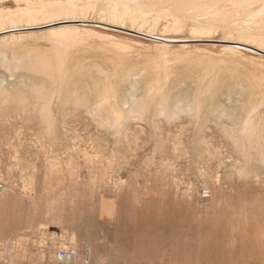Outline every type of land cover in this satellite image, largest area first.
I'll return each instance as SVG.
<instances>
[{"label":"rangeland","instance_id":"1","mask_svg":"<svg viewBox=\"0 0 264 264\" xmlns=\"http://www.w3.org/2000/svg\"><path fill=\"white\" fill-rule=\"evenodd\" d=\"M72 9L0 23V264H264V48Z\"/></svg>","mask_w":264,"mask_h":264},{"label":"bare ground","instance_id":"2","mask_svg":"<svg viewBox=\"0 0 264 264\" xmlns=\"http://www.w3.org/2000/svg\"><path fill=\"white\" fill-rule=\"evenodd\" d=\"M1 1H5V0H0V2ZM12 1L15 3L14 8L0 7V23L2 20L6 19V18L16 19V18H20V17H34V18L40 19V18H46V17H55V16L58 17V16H62L64 14L65 10L68 9L69 5H73L74 9L71 10L72 12H85V11H87V13L83 14V16L87 17V16H90L88 14H92V16H94V17L95 16H98L100 18L105 17L104 19L113 18V19H111L112 21L114 19H118V20H116V22L122 21V20L123 21L128 20V21H131L132 28H134V27L141 28L142 27V28H145L146 30H152V28L157 30L156 27H159L162 25L164 27V29L161 30L162 32L173 31V34L187 32V35H184V36L180 35V37H182L183 39L179 40V41H190V40H194V39L198 40V38H199L200 41L210 42V41H213V39L208 40V38L225 36V37H222V40L224 42L233 43V44L239 45V46L245 45V46L251 47L253 49H254V47H252L246 43H249L251 45L256 44V45L264 48L263 47L264 44H262L264 42V0H12ZM6 4H8V3H6ZM0 6H2V5H0ZM109 19H106V20H109ZM68 21H71V20H68ZM107 25H110V24H107ZM70 27L71 26L69 25V28H66L65 32L67 31V29H69L68 30V32H69ZM73 27H76V26H73ZM79 27L81 28L83 26H79ZM90 28H92V27H90ZM49 29H50V31L52 30L51 28H49ZM56 29H58V27ZM71 30H72V28H71ZM74 30H75V28H74ZM82 30H84V29H82ZM82 30L80 29V31H82ZM90 30L92 31V29H90ZM50 31H49V33L51 34ZM77 31L79 32L78 28H77ZM59 32L60 31H58V33ZM86 32H88V31H85V33ZM54 33H56V31L53 32V34ZM72 33L74 34L73 31H72ZM82 33H83V31L81 32V34ZM209 33L211 35H208ZM62 34H64V33H62ZM215 34L216 35L220 34V36H218V35L216 36ZM70 35H72V34H70ZM16 36L21 37V35H16ZM16 36H14V37H16ZM58 36L59 35H57V37ZM73 36L75 37L78 35H73ZM87 37H85V38H87ZM13 38H12V40H13ZM75 38H77V37H75ZM112 38L110 37V39L114 40L115 36ZM50 39H52V38H50ZM66 39H68L67 34H66ZM70 40H71V38H70ZM63 41L65 43L67 42L65 40H63ZM63 41L61 40V42H62L61 49L64 46ZM57 42H56V45L59 43V42L58 43ZM68 42H70V41L68 40ZM14 43H13V45H14ZM118 43L120 44L121 41L120 42L118 41ZM72 44H73V42H72ZM106 44L111 45L112 41H111V44L110 43H106ZM113 44H114V42H113ZM115 44H114V47L112 45L111 52H109V50H108V53H110V56L114 59V60H112V62L115 61V62L120 63V62L127 61L124 59H125V54L128 51L122 49L121 46H123V44L121 46H119V44L118 45H115ZM56 45H54V46H56ZM205 45L206 46H204V47H215L213 44H205ZM104 46H106V45H104ZM116 46H119V48H117ZM128 46H129V44L126 47L128 48ZM129 47H131V46H129ZM228 48L229 47L227 46V49ZM230 48H231V46H230ZM61 49H60V45H59V51ZM64 49H62V50H64ZM103 49H104V47H103ZM106 49L107 48L105 47V50ZM231 49H233V48H231ZM236 50H239V49H236ZM124 51H127V52L124 54ZM236 53H238V52H236ZM127 54H129V53H127ZM58 56H59V52H58ZM107 58H109V57H107ZM121 65H120V67H121ZM124 65L125 64H123V66ZM117 66H118V64H117ZM62 73H60V74H62ZM100 101H101V104L100 105L98 104L97 109H96L99 113L104 109V107H105L104 104L106 103V100H100ZM102 102H104V104ZM115 109L112 107L109 109L112 112L111 117H112V119H114V121L112 122V124H114V126H116L118 121L120 120L119 111L115 110ZM176 109H180V106L177 105ZM160 112H163V113L166 112V110L164 109L163 106L160 107Z\"/></svg>","mask_w":264,"mask_h":264},{"label":"built area","instance_id":"3","mask_svg":"<svg viewBox=\"0 0 264 264\" xmlns=\"http://www.w3.org/2000/svg\"><path fill=\"white\" fill-rule=\"evenodd\" d=\"M3 189V184L0 182V192ZM209 196V190L208 189H202L201 190V197L205 198ZM57 259L62 264H73L75 261V256L72 250L69 249H61L56 254ZM88 261L86 258L81 259L80 264H87Z\"/></svg>","mask_w":264,"mask_h":264}]
</instances>
